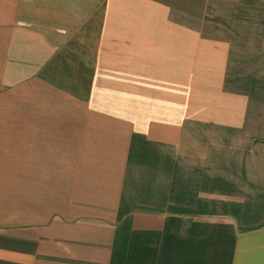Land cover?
Segmentation results:
<instances>
[{
    "label": "crops",
    "instance_id": "0c3cea01",
    "mask_svg": "<svg viewBox=\"0 0 264 264\" xmlns=\"http://www.w3.org/2000/svg\"><path fill=\"white\" fill-rule=\"evenodd\" d=\"M0 264H264V0H0Z\"/></svg>",
    "mask_w": 264,
    "mask_h": 264
}]
</instances>
